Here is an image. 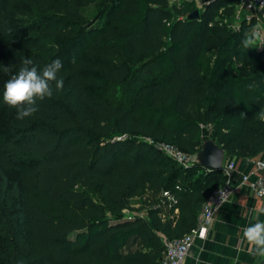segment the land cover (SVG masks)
<instances>
[{"label":"trees","instance_id":"obj_1","mask_svg":"<svg viewBox=\"0 0 264 264\" xmlns=\"http://www.w3.org/2000/svg\"><path fill=\"white\" fill-rule=\"evenodd\" d=\"M234 5L210 0L188 20L194 3L0 0L12 47L0 56V264H158L163 239L195 226L225 175L155 144L264 151V48L241 47L252 22L225 23ZM108 47L121 62L100 56ZM29 57L38 70L60 59L64 88L18 121L2 94Z\"/></svg>","mask_w":264,"mask_h":264},{"label":"crops","instance_id":"obj_2","mask_svg":"<svg viewBox=\"0 0 264 264\" xmlns=\"http://www.w3.org/2000/svg\"><path fill=\"white\" fill-rule=\"evenodd\" d=\"M239 14L251 16L253 30L264 34V7L260 10ZM241 16V17H242ZM206 128L205 137L209 136ZM223 156L222 163L230 160ZM264 161V151L256 158ZM234 158V169L229 172L226 179L232 192L229 198L219 206L213 214L207 232L203 239L194 238L189 252L180 264H195L191 254L198 255L202 264H264V258L249 255L246 246L240 244L243 229L257 218L264 222V197L254 198L252 194L240 184L241 173H251L252 160Z\"/></svg>","mask_w":264,"mask_h":264},{"label":"clouds","instance_id":"obj_3","mask_svg":"<svg viewBox=\"0 0 264 264\" xmlns=\"http://www.w3.org/2000/svg\"><path fill=\"white\" fill-rule=\"evenodd\" d=\"M240 43L244 49L264 48V34L253 30L245 33ZM62 67V61L55 59L38 70L30 57L24 58L23 66L8 79L2 94V102L8 108L16 110L18 121L32 117L38 111V101L51 99L55 93L63 90L64 80L58 75ZM3 71L8 72L9 68L3 66ZM260 119L264 121V113L260 114ZM240 244L246 246L252 257L264 258V222L257 218L255 223L245 227ZM191 258L195 264H202L198 255L191 254Z\"/></svg>","mask_w":264,"mask_h":264},{"label":"built area","instance_id":"obj_4","mask_svg":"<svg viewBox=\"0 0 264 264\" xmlns=\"http://www.w3.org/2000/svg\"><path fill=\"white\" fill-rule=\"evenodd\" d=\"M209 1L210 0H167L168 5L179 4L181 2L194 3L197 6V10ZM235 5L239 11L244 10L248 13L253 10L262 9L264 7V0H235ZM236 19L238 23L241 21L250 22L251 16L246 14ZM262 19L264 21V16ZM234 28H237V26H234ZM123 137L124 136H120L119 138ZM149 143L152 142L149 141ZM155 147L182 167H186L188 164L194 162V155H186L171 144L158 143L155 144ZM252 164L253 169L251 173L240 174V184L244 186L254 198H262L264 197V161L254 159L252 160ZM220 169L225 175L224 183L209 194L203 208L197 216L195 226L188 233L173 240L163 239V252L158 264H180L184 256L188 254L194 238L203 239L205 237L213 214L219 206L229 198L232 192L226 179L228 178L229 172L234 169L233 160L230 159L221 163ZM163 195L166 197V200L173 201L171 196H167L166 193H163ZM201 233H203V235H201Z\"/></svg>","mask_w":264,"mask_h":264},{"label":"rangeland","instance_id":"obj_5","mask_svg":"<svg viewBox=\"0 0 264 264\" xmlns=\"http://www.w3.org/2000/svg\"><path fill=\"white\" fill-rule=\"evenodd\" d=\"M240 16H242V15L239 14V10L237 9L236 5H234V13H232L228 17L224 16L223 17V21L225 23H228V25L230 27L238 26L237 25L238 21H237L236 18H238ZM11 50H12V47L8 46L6 40L0 38V56H8V55H10ZM100 56L102 58H105V59L109 60L112 63H119L122 60L120 54L112 47H108V48L103 49L101 51V53H100ZM144 69H145V67L143 66L142 70H144ZM153 73H155V71ZM104 96L107 99L109 98V99H112V100H117L121 96V92H120L118 87H112L107 92L104 93ZM207 137H210V134ZM7 174L10 177H14L15 176V174L12 173V172H8ZM91 197H92V199H95V196L91 195ZM130 202H131V204H132V206L134 208L138 207V200L131 199ZM128 213H130V214L131 213H136V209L128 211V212H124V214H128Z\"/></svg>","mask_w":264,"mask_h":264},{"label":"water","instance_id":"obj_6","mask_svg":"<svg viewBox=\"0 0 264 264\" xmlns=\"http://www.w3.org/2000/svg\"><path fill=\"white\" fill-rule=\"evenodd\" d=\"M199 11L193 9L186 18L188 20L197 19ZM223 150L217 146L210 138L204 139L200 149L194 154V163L207 170H218L221 167Z\"/></svg>","mask_w":264,"mask_h":264}]
</instances>
